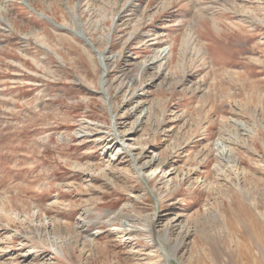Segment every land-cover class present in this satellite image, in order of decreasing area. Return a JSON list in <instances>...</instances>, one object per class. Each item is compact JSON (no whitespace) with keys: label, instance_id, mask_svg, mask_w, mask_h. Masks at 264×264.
Listing matches in <instances>:
<instances>
[{"label":"rangeland","instance_id":"rangeland-1","mask_svg":"<svg viewBox=\"0 0 264 264\" xmlns=\"http://www.w3.org/2000/svg\"><path fill=\"white\" fill-rule=\"evenodd\" d=\"M251 216L264 0H0V264H264Z\"/></svg>","mask_w":264,"mask_h":264},{"label":"bare ground","instance_id":"bare-ground-1","mask_svg":"<svg viewBox=\"0 0 264 264\" xmlns=\"http://www.w3.org/2000/svg\"><path fill=\"white\" fill-rule=\"evenodd\" d=\"M80 32V31H79ZM80 34V33H79ZM92 48H94V47H92ZM161 51V53L163 52L164 53V51H165V49H163V50H160ZM94 52H95V54H96V57L98 58V61H99V66H100V71L102 72V79H101V82H100V86H101V88H102V86H103V84H104V79H105V77H106V66H105V64L103 63V61L104 60H102L101 61V59H103V57L101 56V55H103V54H100L99 53V51H97L96 49L94 50ZM101 93L104 95V94H107L106 92H104L103 91V88L101 89ZM108 97V96H107ZM109 102V101H108ZM112 133H113V135H114V137H115V139L118 141L119 140V134H117L116 132H115V129H112ZM119 142V141H118ZM124 142V141H123ZM121 145V148H123V149H126V148H124L125 147V145L123 146V144H120ZM130 153V150L127 148V150H126V153ZM219 155H221V156H223V153L221 152ZM225 157H227V156H225ZM134 160V163L136 162L135 161V159H133ZM135 165H136V163H135ZM144 166V165H143ZM146 167H148V166H146ZM145 167V168H146ZM144 169V168H143ZM141 171L142 170H140V169H138V168H136V172H137V174H139V173H141ZM149 175V174H148ZM247 221H248V227L250 228L249 229V231L250 232H248L249 234H251L252 235V237L254 238V239H252V246L251 247H253V245H255V243L257 244V245H259V246H263V248H264V235H262L261 234V229L260 228H258V226H257V221L251 216V217H247ZM233 226V225H232ZM234 227V226H233ZM116 228V227H115ZM234 229V228H233ZM251 239V238H250ZM246 256H247V260H246V264H254V262L256 261V258L253 256V253H251L250 252V250L248 251L247 249H246Z\"/></svg>","mask_w":264,"mask_h":264},{"label":"water","instance_id":"water-1","mask_svg":"<svg viewBox=\"0 0 264 264\" xmlns=\"http://www.w3.org/2000/svg\"><path fill=\"white\" fill-rule=\"evenodd\" d=\"M80 32H82V31H80ZM83 40H84V42H86L88 45H90V47H91V45H92V43L91 42H89L85 37H83L82 38ZM93 47V46H92ZM91 47V48H92ZM102 57H103V55H102Z\"/></svg>","mask_w":264,"mask_h":264}]
</instances>
